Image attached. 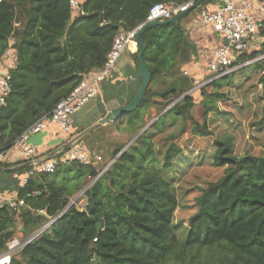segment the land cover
I'll return each mask as SVG.
<instances>
[{"label": "trees", "instance_id": "1", "mask_svg": "<svg viewBox=\"0 0 264 264\" xmlns=\"http://www.w3.org/2000/svg\"><path fill=\"white\" fill-rule=\"evenodd\" d=\"M189 1L202 0H85L78 11L70 0H1L0 63L8 50L17 63L11 92L0 109V154L12 150L24 132L105 66L119 33L144 24L156 4ZM183 21L144 33L143 57L152 79L147 99L112 123L132 140L147 126L152 109L159 114L169 109L125 151L127 145H118L102 175L108 164L59 163L54 174L27 179L18 192L23 205L0 207V257L16 237L18 221L25 240L34 237L9 264H264V157H236L233 137L214 141L212 162L226 168L223 176L201 190L186 224L176 219L180 202L175 180L183 150L172 135L166 138L165 151H159L155 130H161L168 117L171 123L190 120L191 134L208 138V116L218 110L221 98L217 90L207 94L200 89L205 119L202 124L193 121L194 97L187 93L194 82L179 73L180 54L189 43ZM259 32L264 38V25ZM133 55L138 65V49ZM260 56L243 53L233 67ZM251 65L263 73L258 83L264 100V58ZM159 84L164 86L161 91L155 88ZM97 142H91L88 153H94ZM0 168L18 172L30 166L26 161H2ZM83 191L86 206L70 205Z\"/></svg>", "mask_w": 264, "mask_h": 264}, {"label": "built area", "instance_id": "2", "mask_svg": "<svg viewBox=\"0 0 264 264\" xmlns=\"http://www.w3.org/2000/svg\"><path fill=\"white\" fill-rule=\"evenodd\" d=\"M1 1V0H0ZM79 0H70V6L75 11L79 10ZM254 5L257 7L260 14V21L254 20L249 14V8ZM195 6L194 1H189L184 4H156L154 5L144 24L129 32L119 33L108 55L105 66L86 78H84L72 91V93L64 100L60 101L50 116L40 119L31 128L24 132L17 140L16 146L25 161L30 166L27 171V179L34 174H54L57 171L59 163L69 161H79L85 166L92 164H100L103 158L100 154L88 153L82 145L72 147L68 151L60 150L53 158L48 161H40L37 148L29 143L31 135L38 134L48 129L50 124H57L65 133L70 132L72 118L85 105L93 101L101 91L102 83L109 78L115 69L117 62L123 52L132 45L137 47L136 37L139 31L147 24L154 22H162L173 19L180 13L188 12ZM200 18L205 25H212L218 32L221 33L225 41V45L217 48L208 65L209 83L218 80L233 68V63L236 57L243 53H250L255 44V37L264 25V0H249L242 7H238L234 0H219V5L216 11L209 12L203 10ZM17 59L11 50L5 52V55L0 63V109L6 105V99L11 92L12 70L16 67ZM189 72L184 71V76H188ZM4 154H0V162L4 161ZM106 167L101 171L102 175L106 171ZM84 193L82 192L73 200L75 204ZM23 201H17L10 206L16 207L23 205ZM53 221L49 222L39 233L44 232ZM32 240H20L13 238L7 244V252L0 257V264H9L11 256L20 251L27 243ZM96 241V240H95Z\"/></svg>", "mask_w": 264, "mask_h": 264}, {"label": "rangeland", "instance_id": "3", "mask_svg": "<svg viewBox=\"0 0 264 264\" xmlns=\"http://www.w3.org/2000/svg\"><path fill=\"white\" fill-rule=\"evenodd\" d=\"M259 44L249 53L258 52L260 57L257 60L233 67L229 74L215 80L220 82L221 86L209 83V77L203 75L201 81H198L194 88L187 94L194 97L195 106L191 115L194 122L203 123L204 97L201 95L200 89L204 88L207 94H211L215 90L218 91L221 98L217 101L218 110L208 116V126L212 132V136L208 138L195 137L191 134L193 128L190 120L177 119L171 123V118H167V123L161 130H155V142L158 150L164 152L168 142L166 138L175 135V142L182 148L183 155L178 159V174L176 177L177 193L180 206L176 213V219L186 224L190 216L196 211V200L201 195V190L209 183L218 181L224 174L226 168H216L212 162V155L215 153L214 141L216 139L231 136L235 141V156L243 157L252 155L256 157H264V100L263 89L259 85L258 79L263 74L262 71L256 70L251 65L253 62L264 58V44L260 32ZM246 67V69H242ZM183 76V74L181 75ZM234 77L232 83L230 78ZM180 97L174 98V105ZM153 110V109H152ZM159 113L153 110L150 114V125ZM262 123L261 126H259ZM184 130L183 132H181ZM104 137L113 140L115 145L131 143L129 133H119L117 127L105 129ZM98 133V132H97ZM97 136V135H94ZM100 136V135H99ZM84 144V143H83ZM83 146V145H82ZM85 146V144H84ZM102 146H106L103 142ZM126 146V147H127ZM88 147V146H87ZM98 148V147H97ZM95 153H99L103 164H109L111 157L107 155L104 148ZM84 195L77 199V205L84 208L87 201H84Z\"/></svg>", "mask_w": 264, "mask_h": 264}, {"label": "crops", "instance_id": "4", "mask_svg": "<svg viewBox=\"0 0 264 264\" xmlns=\"http://www.w3.org/2000/svg\"><path fill=\"white\" fill-rule=\"evenodd\" d=\"M84 1L85 0H79V3L83 4ZM248 1L249 0H234L238 7H242V5ZM218 5L219 0H206L197 9L190 11L183 18L184 30L188 35L189 43L180 54L181 66L179 73L184 76V71H188V77L193 80L194 85H196L198 81H201L203 75L208 74V65L214 51L220 46L225 45L221 33L218 32L214 26L205 25L200 18V14L203 10L214 12L217 10ZM249 14L254 20H261L256 6L252 5L249 8ZM262 39L261 44H264V38ZM259 41V36L257 35L255 37L254 49L255 46L259 44ZM136 49L137 47L132 45L123 52L109 78L102 83L100 94L74 115L69 133H65L57 124H50L45 131L31 135L29 143L37 148L40 161H48L53 158L68 142L70 135L80 134L103 119L109 111L123 108L134 99L142 82L138 65L133 55ZM155 88L161 91L164 89V86L159 84L155 86ZM153 110H151V112ZM114 126L117 127L115 123L102 126L98 133H96L97 136L90 137L85 143V146L84 144L81 145L89 152L87 146L89 147L92 141L99 140L93 148V154H99L95 152L103 150L102 148H104L107 155L111 157L112 153L120 144L115 145L113 140L105 138L104 131ZM103 142L106 143V146H102ZM4 157L5 162L12 164L25 161L17 147H14L4 154ZM26 176L27 171H0V207L3 205H12L18 201V192L23 186ZM85 200L86 198H84V201ZM16 231V238L24 241L25 238L22 233L21 221H18Z\"/></svg>", "mask_w": 264, "mask_h": 264}, {"label": "water", "instance_id": "5", "mask_svg": "<svg viewBox=\"0 0 264 264\" xmlns=\"http://www.w3.org/2000/svg\"><path fill=\"white\" fill-rule=\"evenodd\" d=\"M206 0H202L199 1L198 3L195 4V6L193 8H191L188 12L185 13H180L178 15H176L173 19L168 20V21H162V22H154V23H149L147 25H145L138 33L137 37H136V44H137V49H138V70L140 72L141 75V86L139 88V90L137 91L134 99L125 107L123 108H119V109H114L111 110L107 113V115L101 119L100 121H98L97 123H95L94 125L90 126L88 129L84 130L83 132H81L80 134H78L77 136H75L74 138H72L71 140H69L63 147L62 150L66 151L69 148H72L74 146H77L78 144L81 143V141L90 133H92L95 129L103 126V125H107L109 123L115 122L120 118H125L126 116H128L130 113L134 112L135 110H137L141 103L146 100V93L148 88L151 85V72L149 71L145 61H144V52H145V45L142 41V37L144 35V33L149 30L152 29L154 27H159V26H165V25H169V24H173L176 22H179L180 20H182L185 15H187L190 11L197 9L200 5H202ZM169 108H167L165 111H163L162 113L159 114V116L157 117V119L163 114L165 113ZM157 119H155L150 125L146 126L142 132L136 137L134 138L131 143L124 149V151L131 146V144L141 136V134L143 132H145ZM113 163V161L108 164L106 166V168H109V166ZM0 171H12V169H2L0 168ZM92 184V183H91ZM90 184V185H91ZM87 186V188L85 189V191L90 187ZM83 191V193L85 192ZM73 201L71 202L70 205H73ZM97 228H100V225H97ZM34 238V237H33ZM32 238V239H33ZM91 264H94V262H92Z\"/></svg>", "mask_w": 264, "mask_h": 264}]
</instances>
